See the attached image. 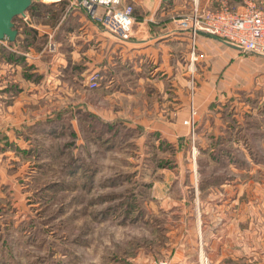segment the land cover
I'll use <instances>...</instances> for the list:
<instances>
[{
    "label": "rangeland",
    "instance_id": "obj_1",
    "mask_svg": "<svg viewBox=\"0 0 264 264\" xmlns=\"http://www.w3.org/2000/svg\"><path fill=\"white\" fill-rule=\"evenodd\" d=\"M51 5L40 11H50L48 18L30 20L52 26L64 7L54 13ZM28 44V38L14 46L0 41V66L11 63L10 57L23 58ZM218 49L221 70L211 86L230 89V96L219 111L211 108L218 100L210 102L206 126H195L193 133L183 124L195 113L196 85L190 77L181 80L188 88L180 89L189 102L188 115L168 105L166 137L164 129L135 123L150 118L148 110L139 109L153 107L146 104L147 93L133 105L134 89H124L120 102L116 89H69L48 96L42 122L33 118L22 125L23 136L2 148L12 155L0 157V264H169L173 250L193 245L200 230L226 226L223 219L233 221L237 235L250 227L259 231L264 158L244 157L237 147L232 165L212 157V149L227 146L221 141L230 135L228 121L234 116L248 137L261 136L244 111L234 112L229 103L247 100L251 90L253 102L264 97V58L231 52L222 44ZM11 64L25 76L23 61ZM168 90L171 97L179 89ZM216 115L222 121L214 132ZM218 214L222 217L214 222L206 218Z\"/></svg>",
    "mask_w": 264,
    "mask_h": 264
},
{
    "label": "crops",
    "instance_id": "obj_2",
    "mask_svg": "<svg viewBox=\"0 0 264 264\" xmlns=\"http://www.w3.org/2000/svg\"><path fill=\"white\" fill-rule=\"evenodd\" d=\"M33 1L45 6L52 4L50 9L54 13L59 12L62 6L64 10L52 26L40 25L30 20L32 17L31 19L43 21V18L51 15L48 10L41 13L39 10L37 16H30V13L26 12L24 17L18 19L20 24L24 23L26 26L25 32H21L23 29L20 26L17 27L20 39H29L26 48L28 53L23 56V62L30 78L22 75L19 66L13 67L8 62L4 63L3 67L0 66V157L10 158L12 153L5 150L7 148H2L5 147V142H17V136H23L22 125H27L33 118L42 122L48 96L70 93L72 89H87V79L92 73L99 75L96 89H104L107 92L116 89L117 102L125 96L124 89H134L130 98L132 105L137 103L138 98L141 99L140 95L147 93L146 104L153 102L154 105L139 106V109L148 110L150 118L148 121L135 123L164 129L165 137L168 105L170 109L175 107L172 110L177 114L188 115L189 102L185 94L182 96L180 89H187L189 82L182 83V79L188 80L190 77L196 85L193 107L197 113L194 122L198 130L206 126L203 116L207 109L211 111L215 108L219 111L225 106V97L230 96V89H214L211 86L221 70L218 48L222 44L231 49V52L239 51L202 32L196 33L192 39L190 28L182 22L194 5L215 10L221 0H119L121 6H132L134 16L131 32L123 41L90 21L82 10L72 7V0ZM226 1L231 7L240 4V0ZM98 12H101V9H98ZM40 39L46 44L39 43ZM231 59L234 60L235 56H231ZM228 63L229 60H226L222 69ZM228 72L232 73L233 70L228 68ZM33 74L36 75L35 81L31 80ZM167 89L179 90L172 91L173 97H169L171 90ZM252 93L254 90L246 93L247 100L239 102L241 99L236 98L229 105L235 109L234 112L242 109L244 115L249 118V125L257 127L262 134L260 137L250 134L248 137L241 120L235 119L234 116V119L228 121L231 133L226 140L221 141L223 144L227 143V146L221 144L217 153L220 160H227L232 165L235 158L234 149L237 147L244 153V157L249 156L253 160L264 158V97L253 102ZM216 100V107L213 105L212 109L209 108V103H216ZM232 107L230 109H233ZM221 121L218 115L212 117L211 130L215 132L216 125L219 128ZM174 124L177 125L178 122L175 121ZM240 129L243 130L244 137ZM260 163L262 162L254 163V166ZM260 172V189L264 190V163ZM261 200L262 211L264 197ZM214 217L222 215H210L206 218L214 222ZM202 220L205 222L204 218ZM258 221L259 231L255 232L250 227L238 235L234 230L233 221L230 223L225 219L222 222H225L226 226L221 224L215 229L200 230L194 235L193 245L187 243L172 251L169 264H264V214L260 213ZM237 238L241 240L237 242Z\"/></svg>",
    "mask_w": 264,
    "mask_h": 264
},
{
    "label": "built area",
    "instance_id": "obj_3",
    "mask_svg": "<svg viewBox=\"0 0 264 264\" xmlns=\"http://www.w3.org/2000/svg\"><path fill=\"white\" fill-rule=\"evenodd\" d=\"M72 7L82 10L90 21L118 40H125L131 32L133 8L121 6L119 0H72ZM182 22L190 28L192 39L202 32L236 46L240 53L264 58V0H240L236 7L221 3L215 10L194 5ZM98 80L99 75L92 73L87 79V89H96ZM194 114L191 111L183 122L191 133L194 132Z\"/></svg>",
    "mask_w": 264,
    "mask_h": 264
},
{
    "label": "water",
    "instance_id": "obj_4",
    "mask_svg": "<svg viewBox=\"0 0 264 264\" xmlns=\"http://www.w3.org/2000/svg\"><path fill=\"white\" fill-rule=\"evenodd\" d=\"M31 3L32 0H0V41H15L17 30L14 29V18L24 17ZM224 43L239 50L236 46Z\"/></svg>",
    "mask_w": 264,
    "mask_h": 264
},
{
    "label": "trees",
    "instance_id": "obj_5",
    "mask_svg": "<svg viewBox=\"0 0 264 264\" xmlns=\"http://www.w3.org/2000/svg\"><path fill=\"white\" fill-rule=\"evenodd\" d=\"M45 7V5L44 4H42V3H38V2H35V1H33L32 0V3H31V5L29 6V8L27 9V11L26 12H29V13H32V15L33 16H37V12L40 10H42L43 8ZM33 10H35V12H33ZM21 19V17H16V18H14V29H16L17 30V37H16V39H15V41L14 42H9V41H7L6 40V42H7V44L9 45V46H14L15 44H17V43H19L20 41L21 42H23L25 39H20V37H19V32H18V28H17V26H16V21H17V19ZM11 63L12 62H14V63H19L20 61H23V58L22 57H14V58H9L8 59ZM19 60V61H18ZM26 75H25V77L26 78H30L29 77V75H27V73H25ZM195 126H196V123H194V128H195ZM215 153L214 154H212V157H214V158H216V156H217V159H219V157H218V153L216 152V151H214Z\"/></svg>",
    "mask_w": 264,
    "mask_h": 264
}]
</instances>
